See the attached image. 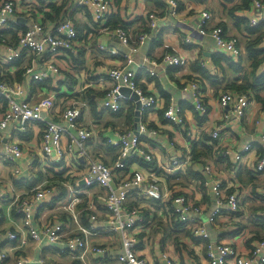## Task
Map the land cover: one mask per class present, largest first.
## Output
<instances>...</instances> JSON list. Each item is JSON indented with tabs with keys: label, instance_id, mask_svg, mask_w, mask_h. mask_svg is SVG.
Listing matches in <instances>:
<instances>
[{
	"label": "clouds",
	"instance_id": "clouds-1",
	"mask_svg": "<svg viewBox=\"0 0 264 264\" xmlns=\"http://www.w3.org/2000/svg\"><path fill=\"white\" fill-rule=\"evenodd\" d=\"M0 264H264V0H0Z\"/></svg>",
	"mask_w": 264,
	"mask_h": 264
}]
</instances>
